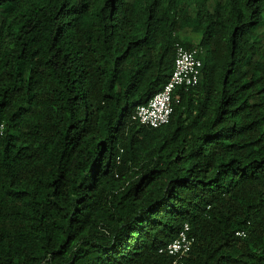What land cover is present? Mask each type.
I'll list each match as a JSON object with an SVG mask.
<instances>
[{"label": "trees", "instance_id": "trees-1", "mask_svg": "<svg viewBox=\"0 0 264 264\" xmlns=\"http://www.w3.org/2000/svg\"><path fill=\"white\" fill-rule=\"evenodd\" d=\"M263 10L0 0V264H172L184 223L182 264H264ZM177 42L201 76L150 128Z\"/></svg>", "mask_w": 264, "mask_h": 264}, {"label": "built area", "instance_id": "built-area-1", "mask_svg": "<svg viewBox=\"0 0 264 264\" xmlns=\"http://www.w3.org/2000/svg\"><path fill=\"white\" fill-rule=\"evenodd\" d=\"M202 61L197 48H188L180 43L175 45L174 65L167 81L155 92L147 102L136 106L132 119L150 128H158L169 122L174 104L180 101V91L198 83ZM245 235L244 231L236 232ZM194 236L190 233V225L184 223L177 236L160 252L172 258V264H182L189 253Z\"/></svg>", "mask_w": 264, "mask_h": 264}, {"label": "rangeland", "instance_id": "rangeland-1", "mask_svg": "<svg viewBox=\"0 0 264 264\" xmlns=\"http://www.w3.org/2000/svg\"><path fill=\"white\" fill-rule=\"evenodd\" d=\"M261 16H262V24L256 29V32H259V33L264 31V10ZM262 42H264V39Z\"/></svg>", "mask_w": 264, "mask_h": 264}, {"label": "clouds", "instance_id": "clouds-1", "mask_svg": "<svg viewBox=\"0 0 264 264\" xmlns=\"http://www.w3.org/2000/svg\"><path fill=\"white\" fill-rule=\"evenodd\" d=\"M177 43H179V42H177ZM181 44V43H180ZM176 45V44H175ZM183 45V44H182ZM185 46V45H184ZM186 47V46H185ZM188 48H196V47H188ZM198 49V48H197ZM199 50V49H198ZM199 54H200V50H199ZM174 57H175V49H174ZM200 57V56H199ZM200 60H201V58H200ZM202 61V60H201ZM173 65H174V61H173ZM202 67V66H201ZM200 76H201V74H200ZM199 79H200V77H199Z\"/></svg>", "mask_w": 264, "mask_h": 264}]
</instances>
